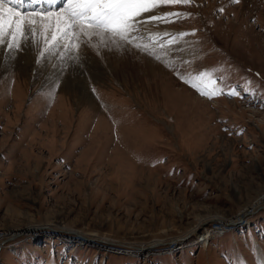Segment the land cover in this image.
Here are the masks:
<instances>
[{
  "label": "rangeland",
  "instance_id": "374dc122",
  "mask_svg": "<svg viewBox=\"0 0 264 264\" xmlns=\"http://www.w3.org/2000/svg\"><path fill=\"white\" fill-rule=\"evenodd\" d=\"M160 11L192 15L129 44L169 77L108 38L0 45V264H264V0Z\"/></svg>",
  "mask_w": 264,
  "mask_h": 264
},
{
  "label": "snow or ice",
  "instance_id": "6c2138e0",
  "mask_svg": "<svg viewBox=\"0 0 264 264\" xmlns=\"http://www.w3.org/2000/svg\"><path fill=\"white\" fill-rule=\"evenodd\" d=\"M194 2L195 0H0V6L8 5L7 9L0 7V45H4L7 41V49L11 54L12 50H19L23 46L22 42L30 44L32 38L39 34L50 46L49 50L51 46H55L65 38L70 42V45L68 43L63 45L65 48L71 46L79 50L82 46H91V39L94 36L100 37L102 42L105 37L108 39L118 37L125 45L135 42L133 46L151 55L152 53L148 51V43H140L145 40V33L153 42L161 35L169 34L151 32L150 27L160 23H174L176 21L172 19L173 17L179 20L192 15L180 11L158 14L159 9L164 6L191 5ZM229 2L239 4L240 0H229ZM219 11L222 12L223 8ZM27 12H32L34 15L27 17L24 15ZM196 31L193 29L191 33L181 32L177 35L182 38L195 35ZM49 32L51 39L48 38ZM175 42L176 37H172L165 43ZM43 55L42 52L41 56ZM182 63L188 62L182 61ZM177 75L195 88L200 95L209 99L224 94L215 87L209 91L201 90L202 87L207 88L205 83V77L209 75L207 72L187 74V79L179 72ZM250 90L245 89V91ZM227 94L241 95L235 88L229 89ZM261 107H264V104Z\"/></svg>",
  "mask_w": 264,
  "mask_h": 264
},
{
  "label": "bare ground",
  "instance_id": "6f19581e",
  "mask_svg": "<svg viewBox=\"0 0 264 264\" xmlns=\"http://www.w3.org/2000/svg\"><path fill=\"white\" fill-rule=\"evenodd\" d=\"M242 5V4H241ZM252 6H254V5H252ZM0 7H3V8H5V9H7V7H8V5L7 6H5V5H3V6H0ZM44 7H47V6H44ZM161 13H163V11H160L158 14H161ZM32 15H34V13H28L27 15H25V16H27V17H31ZM53 15H55V13H53ZM149 31H151V32H156V33H166V30L165 31H162V30H159V29H156V28H152V27H150L149 28ZM51 34V33H50ZM145 36H147V34L145 33ZM94 37H96V36H94ZM49 38V37H48ZM96 38H98V37H96ZM105 38H107V37H105ZM81 39H83V37H81ZM116 44H118V45H121V46H123L124 48H126V49H128L129 51H130V49H131V51L132 52H134L135 53V55L138 57L135 61H138V60H141V62L138 64V70H140L141 72H146V71H148L151 67L153 68H155L156 70H158L160 73V76L161 75H165V76H167V77H169V73H167V72H165V70L163 69V67H161L160 66V64L159 65H156L155 64V62H153L152 60H151V58L150 57H148L147 55H145V54H143V53H141V54H139L130 44H127V45H125V43H124V41H121L118 37H113V38H111ZM177 39V38H176ZM244 39V38H243ZM32 44H34V43H40V44H43V46L45 47V48H47L46 46H48V47H50L48 44H47V42L39 35V34H37L35 37H33L32 38V42H31ZM30 43V44H31ZM5 44H7V42L5 43ZM26 43H24V45H25ZM30 46V45H29ZM32 46V45H31ZM35 46V45H34ZM2 47V46H1ZM28 47V46H27ZM42 47V46H41ZM25 48H26V46H25ZM2 49H5V46H3V48ZM29 49V48H28ZM41 49V48H40ZM43 49V48H42ZM59 49H60V47H59ZM61 49H63V48H61ZM1 50V49H0ZM8 50V49H7ZM26 50H27V48H26ZM47 50V49H46ZM168 50L169 51H173L171 48H170V46H169V48H168ZM42 51V50H41ZM59 51V50H58ZM1 52V51H0ZM3 52V51H2ZM0 53V55L1 54H3V53ZM8 52V51H7ZM46 53V52H45ZM61 54V53H60ZM187 54V53H186ZM9 54H7V56H8ZM10 56V55H9ZM16 56V55H15ZM181 56V55H180ZM183 56V55H182ZM1 57V56H0ZM11 57V56H10ZM97 59V58H96ZM122 62H125V64L126 65H128V66H130V65H132V59L131 58H129V57H127V56H122ZM134 61V62H135ZM88 66V65H87ZM139 71V72H140ZM143 74V73H142ZM149 75V74H148ZM163 79V78H162ZM174 83V82H173ZM73 88V87H72ZM186 90V92H188L189 94H192V91H190L189 89H186V87H184L183 85H181V87L178 89L181 93H182V91L183 90ZM196 100H198V98L196 99ZM200 100V99H199ZM89 102L90 103H93V101H92V99H91V97L89 98ZM201 102L202 103H206L205 101H203V100H201ZM207 104V103H206ZM92 108H94V109H96V106L95 105H93L92 106ZM117 130H118V128H117ZM122 132V131H121ZM121 135H122V133H121ZM123 141V143H125L126 142V139H123L122 140Z\"/></svg>",
  "mask_w": 264,
  "mask_h": 264
}]
</instances>
